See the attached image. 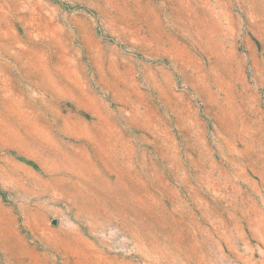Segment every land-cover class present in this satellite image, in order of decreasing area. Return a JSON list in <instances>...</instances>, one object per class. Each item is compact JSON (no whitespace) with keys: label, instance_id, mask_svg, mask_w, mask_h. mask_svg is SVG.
<instances>
[{"label":"rangeland","instance_id":"1","mask_svg":"<svg viewBox=\"0 0 264 264\" xmlns=\"http://www.w3.org/2000/svg\"><path fill=\"white\" fill-rule=\"evenodd\" d=\"M0 264H264V0H0Z\"/></svg>","mask_w":264,"mask_h":264}]
</instances>
